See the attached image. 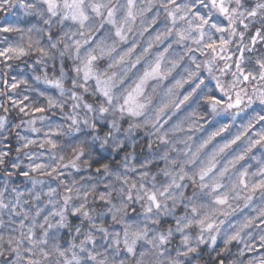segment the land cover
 Wrapping results in <instances>:
<instances>
[{
	"label": "clouds",
	"instance_id": "clouds-1",
	"mask_svg": "<svg viewBox=\"0 0 264 264\" xmlns=\"http://www.w3.org/2000/svg\"><path fill=\"white\" fill-rule=\"evenodd\" d=\"M0 264H264V0H0Z\"/></svg>",
	"mask_w": 264,
	"mask_h": 264
}]
</instances>
